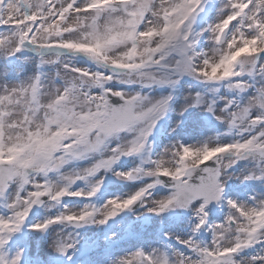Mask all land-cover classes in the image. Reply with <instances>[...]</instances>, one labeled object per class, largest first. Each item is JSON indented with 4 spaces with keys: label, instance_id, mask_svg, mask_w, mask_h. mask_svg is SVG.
<instances>
[{
    "label": "rangeland",
    "instance_id": "obj_1",
    "mask_svg": "<svg viewBox=\"0 0 264 264\" xmlns=\"http://www.w3.org/2000/svg\"><path fill=\"white\" fill-rule=\"evenodd\" d=\"M207 1L208 2L205 4L206 9L200 15V17L203 18L200 25L196 26L187 23L188 26L183 30L184 34L190 30L189 40L186 41L185 44L189 47L192 53L195 52V54H197L196 56L192 55L190 61L186 63L187 69L190 70V66L199 65L197 63V58L201 57V54L203 56V54L206 53L205 55L209 61H212L210 62L212 65H220V74L229 73V67L225 66L223 68L221 64L230 50H236L244 44H249L250 48H253L254 44H256V48H261V45L264 46V41L257 35L258 30H261L264 34V24H262L261 20H259L256 16V14H260V11H262L264 14V0H254L252 6V0H229V2H225L228 0L220 1L218 4L220 8L215 16L211 15L214 11V0ZM132 2L130 3V7H133ZM36 3H38V0H26L25 2L26 6H32L33 13L38 14L42 18V20L38 21L35 27L30 31V41L32 44H38L39 46L50 48L52 46L51 44H55L57 41H60L62 44L59 45H63V42H67L69 43L68 45L70 47L72 45L79 47V45L82 44L88 46L93 42L91 38L94 37V45L98 47V42L104 46V55L106 58L108 55L111 56L112 53H116L115 59L108 60L106 64H104V67L100 65V59H96L94 62L93 58L87 60L82 59L77 55H71L70 58H68L63 56L64 54L61 52H59V56L53 55L47 57L58 58L60 62L57 64V61L53 62L54 59H49L45 62L46 78L43 81V86H41L40 94H34L32 90H29L33 73L32 67L31 71L26 74L22 71L16 70V68L21 66L20 62H18L16 65L14 64L13 66H10V63L6 59L7 53L10 51V47L13 45L12 43L14 42V39L16 40L21 34H26L29 29V27L23 23L22 17H20L22 14V8L16 4V0H9L8 8L6 9L3 7L0 12L2 16L0 19V24H5V26L0 27V152H5V154L12 157L15 162H18L17 167L19 169L23 170L24 168H31V172L34 173L36 160L39 159L36 158L35 154L40 151L41 144L47 139V136L52 137V135H50V132L52 131L51 126L55 127L58 125H69L72 128V133L70 135H73V141L69 140L67 159L63 162L60 161L58 164V167H60L61 181H58L59 178L57 179L53 176H49L46 180L39 171L40 168H36L35 170V175L38 174L40 175V178L44 179L43 188H45V191L48 192L52 198H54L59 189H65L69 192H73L78 184L75 179L81 176L87 170L95 173V180L89 183L92 185L97 184V181L101 178V174L97 172L98 168L109 165L112 166V169L114 170L122 171V168L125 167L127 174H129L130 168L133 170L135 168V161L133 159H125L124 161H120V158L131 149V143L136 140V138L130 134L111 140V138H108L106 135H101L99 132L94 133L89 140H83V146L87 152L82 155V158L79 157V161L73 160L75 153L78 152L79 149L74 145L77 143L80 144L79 133L81 130L83 131L85 127L88 128L90 126V124H87L89 121L84 122L81 120V115L89 117V115H91V110H95L94 115L97 114L96 110L98 108V91L101 90L103 86H115V84L110 82H101L99 77H97V74H99L101 71L111 72V70H115L117 66L123 65L125 63L126 52L124 51L123 47L127 45L125 38L127 36L133 37L135 35L131 31L132 23L134 24L135 18L132 12L130 14L128 13L132 10L130 7H127L125 10L119 13L113 14V19L105 20L109 18V16H105L104 19L101 18L102 15L107 14L104 13V8L97 13L86 11L87 0H53L51 5L48 7V11L44 19L41 3L39 2L40 4L38 7L36 6ZM68 3L79 6L82 11L71 15L70 12L72 6L70 5L67 7ZM146 4L147 3H144V5ZM242 5L247 6L245 15L243 17H241L238 12L239 7ZM166 7L167 6L162 8L158 5V9L153 11V14L156 16V18L153 16L152 18L158 19L159 21V12H164L167 9ZM54 8L55 11L53 12ZM3 11L6 13H3ZM7 12L8 15L6 16ZM62 12H64L63 16L59 17L58 15ZM136 12L138 13L137 10ZM146 13L149 15L148 10ZM12 18H19L15 20L17 22L16 24L14 23L15 21H10ZM262 19L264 22V16ZM252 21L259 22L261 26L260 29L255 28L252 24ZM227 22H230V35L227 38L226 44L223 46H218V34L220 30L226 26L225 24ZM92 23L96 25V29H92L89 26ZM97 24L102 30H98ZM69 29L75 30L70 31ZM155 29L157 30L158 28L149 27L145 29V31L151 32L152 35H157V32H152ZM64 30H67L65 35L61 33ZM204 35L209 36V40L203 42L202 44V46L206 47V51H203L200 47V42ZM193 39L195 46L192 45ZM49 41L53 42L49 45ZM115 41L118 43L114 44ZM109 42H112L114 45H110ZM111 47L114 49L110 50L107 55V50ZM21 52H27V48L26 51L22 50ZM98 52H101V50L98 49ZM209 54L212 55V58H209ZM246 55V50H242L238 54L241 59H243ZM123 56L125 57V60L122 59ZM261 56L262 55L257 58L259 59V62L257 67L252 69L251 76V78L255 79V83L256 79H258L257 87L261 91L260 95H255L252 93L250 91L251 87L249 80L246 81L244 76H241L240 79L245 82L246 88L244 102L239 106L233 107L230 112H224L225 118H222V123H224L225 119L229 117V115H238L240 111H242L241 116H245L249 120L257 119L262 116H260L258 112L259 105L262 103L264 104V100L261 96L264 93V60L260 61V59H262ZM98 57L100 56L97 55L95 58ZM234 57V55L228 54L226 60L230 61L234 59ZM203 58L206 59L205 57ZM200 59L202 60V57ZM50 63H52L51 66L49 65ZM183 64H185V62H178V65ZM212 65L210 67H212ZM199 66L200 67H198V69L204 67L203 60ZM12 69L13 71L9 73V71ZM80 71L85 72L86 75L80 76ZM235 72L239 71L235 70ZM10 76H12L13 79ZM141 76L143 78H148L143 74H140V78ZM202 76L203 75H200V77ZM17 78L22 81V86L20 87L16 85V82H18ZM130 82L135 83L133 81ZM228 83L229 82L221 83L220 88L225 87V91H227L225 84ZM186 88V86L183 87V89ZM189 91V98L190 100H193L194 94L191 91V87H189ZM130 92L131 93L125 92V94L131 96L133 95L134 90ZM28 93H30L29 100ZM59 96L61 97L62 102L59 103L58 108H55L52 106V101L57 99ZM35 97L36 104H31V100ZM203 98V103L211 100L206 97ZM132 100L136 104L138 102L141 103L142 101V99L137 98L136 95L132 96ZM182 115L186 116L185 113L180 110L176 118L179 120L181 119ZM198 124V118H194L192 120V128H196ZM175 126L179 127L178 124H175ZM263 129L262 131H264ZM26 134H30L33 136V138L26 139ZM163 139L164 138L156 139L160 143L156 145L152 152V162L155 161V157L157 156L159 149L162 147L164 152L167 153V159L170 160V163L171 160L175 162L176 156L174 155V150H172L171 147L169 149L168 146H163ZM181 139L184 142H193L194 146L196 147V151L200 153V148L202 146L201 141L203 140V135L201 132L197 134L194 132L190 134L186 133V135H183ZM227 140L228 139H220V142L216 141L214 146L222 144ZM175 141L180 142L179 139H175L174 142ZM98 142H103V147L101 149H98L96 146ZM104 144L106 145L104 146ZM88 146H92V148L96 146V149L94 151L91 149L89 150ZM114 158L116 162L111 164ZM160 158L162 160V157ZM80 162H82V164H79ZM173 164H170V167L167 168L161 167L152 169L151 176H153V172L155 171L172 170ZM106 173L107 172L105 171L104 175H106ZM62 175H66V178H64ZM151 176L149 177L148 181H150ZM136 177L137 176L133 175L129 179L134 180ZM29 179L33 180L32 178ZM128 184V181L123 182L119 179H112L108 182V190L111 191L112 189L119 190L125 188L128 189V191L127 193H124V195H127L130 193V191L134 193L135 191L141 190L142 187L137 186L143 184V182H138L136 185H134V187H131ZM13 185L14 186L12 187L9 195L0 199V219H8V217H12L17 211L24 210V207L27 206V199L31 196L29 189L33 193L39 190V187L37 186H31L32 184L24 183L22 178L16 180ZM16 187H18L17 192H15ZM80 192L83 191L80 190ZM16 196L19 198L16 199ZM121 196L122 195L119 193L114 194L113 201L117 202V199ZM150 200L151 199L148 198L145 204L150 202ZM161 200H163V198L159 199V201ZM83 206L84 204L80 202L77 206H67L62 210L77 211L84 209ZM111 206V204L107 205L104 211L111 208ZM155 206L158 207L159 204H156ZM54 210V205L50 204L49 207L43 211L41 216L48 218L50 217L51 212ZM188 217L192 218V223L189 224V219H184L177 223V227L181 228L182 225H190L194 228L196 221L193 219V217H196L195 208L189 211ZM222 224L219 226V228H217L218 233H221L220 229L225 228ZM241 225L242 224H240V226ZM234 230V228L232 230L228 228V231H226L227 234L233 233L235 237L228 238L225 241L224 246L228 247V245H230L233 241L236 240L238 242L240 240L235 234ZM57 234L58 230H55L54 233L52 231L50 237L53 239H50L49 241H52L53 243H49V245L43 251L44 259L46 260H52L50 256H55L58 249L62 245L59 243L60 240ZM223 238L220 239L221 242ZM158 254L159 252L156 254V259L155 257L154 259L156 264H161V262L164 260V256L163 254H160V257L157 258ZM130 256H132V254H130ZM123 258H126L125 254H123ZM117 259V257L116 259H113V262H117ZM128 259L130 260V257H128ZM45 264H49V261H47ZM89 264H93L91 260L89 261ZM99 264H105L102 258L99 260Z\"/></svg>",
    "mask_w": 264,
    "mask_h": 264
},
{
    "label": "bare ground",
    "instance_id": "obj_2",
    "mask_svg": "<svg viewBox=\"0 0 264 264\" xmlns=\"http://www.w3.org/2000/svg\"><path fill=\"white\" fill-rule=\"evenodd\" d=\"M264 14L261 12L260 13V16H263ZM209 58H212V55L211 54H209ZM186 101H188V100H186Z\"/></svg>",
    "mask_w": 264,
    "mask_h": 264
}]
</instances>
